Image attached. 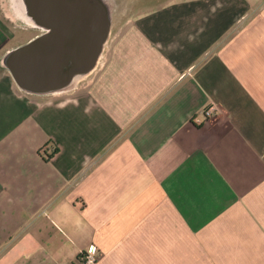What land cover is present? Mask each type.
Returning <instances> with one entry per match:
<instances>
[{"label":"crops","instance_id":"obj_1","mask_svg":"<svg viewBox=\"0 0 264 264\" xmlns=\"http://www.w3.org/2000/svg\"><path fill=\"white\" fill-rule=\"evenodd\" d=\"M113 4L92 72L36 96L0 0V264H264V0Z\"/></svg>","mask_w":264,"mask_h":264},{"label":"water","instance_id":"obj_2","mask_svg":"<svg viewBox=\"0 0 264 264\" xmlns=\"http://www.w3.org/2000/svg\"><path fill=\"white\" fill-rule=\"evenodd\" d=\"M20 1L31 24L48 25L52 19L54 26L5 54L3 64L19 89L56 94L91 73L110 34V0H44L53 8L49 12L41 11L43 0Z\"/></svg>","mask_w":264,"mask_h":264},{"label":"rangeland","instance_id":"obj_3","mask_svg":"<svg viewBox=\"0 0 264 264\" xmlns=\"http://www.w3.org/2000/svg\"><path fill=\"white\" fill-rule=\"evenodd\" d=\"M117 1L118 0H110V2H111L110 3V8H111L110 30H111V24L112 23L117 22L119 19H125V18H127L129 16L134 15L131 12H119V11H117L116 8H115L116 6L113 4L114 2L117 3ZM113 8H114V10H113ZM28 24L29 23L23 21V26H21V27L20 26L19 27H16V26H14V24L12 26L15 31L16 30H19L18 32L22 34V44H25L28 41V39L30 37H32L31 31H28V30H25L24 29V28H27L28 27L27 26ZM21 28L23 30H20Z\"/></svg>","mask_w":264,"mask_h":264},{"label":"built area","instance_id":"obj_4","mask_svg":"<svg viewBox=\"0 0 264 264\" xmlns=\"http://www.w3.org/2000/svg\"><path fill=\"white\" fill-rule=\"evenodd\" d=\"M203 118H210L217 114V107L214 105H209L204 108L202 112ZM97 248L93 245L83 254L82 256V262L84 264H95L97 261Z\"/></svg>","mask_w":264,"mask_h":264},{"label":"flooded vegetation","instance_id":"obj_5","mask_svg":"<svg viewBox=\"0 0 264 264\" xmlns=\"http://www.w3.org/2000/svg\"><path fill=\"white\" fill-rule=\"evenodd\" d=\"M39 6H40V9L42 12H49L53 9V8H50L46 3H44V0L40 2ZM49 21L51 23H49L48 25H42V26H38V25H34V24L29 23L27 25L28 27L24 28L25 30L31 31V33H32V37H30L28 40L32 39L33 37L43 35L46 32H50L51 27L54 26V21L52 19H50Z\"/></svg>","mask_w":264,"mask_h":264},{"label":"bare ground","instance_id":"obj_6","mask_svg":"<svg viewBox=\"0 0 264 264\" xmlns=\"http://www.w3.org/2000/svg\"><path fill=\"white\" fill-rule=\"evenodd\" d=\"M4 4V3H3ZM6 5V4H5ZM14 6H15V8L17 9V11L19 12V14H20V17L22 16V18H23V21L24 22H27V23H30V21L29 20H27V19H25V15L23 14V8H22V4H21V1L20 0H14ZM6 7V6H5ZM22 14H21V13ZM80 78L81 77H77V78H75V80H73L72 81V83H71V85H74V84H76V82L78 81V80H80Z\"/></svg>","mask_w":264,"mask_h":264}]
</instances>
